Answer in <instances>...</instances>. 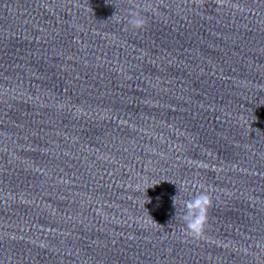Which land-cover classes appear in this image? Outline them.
<instances>
[{
	"label": "water",
	"instance_id": "95a60500",
	"mask_svg": "<svg viewBox=\"0 0 264 264\" xmlns=\"http://www.w3.org/2000/svg\"><path fill=\"white\" fill-rule=\"evenodd\" d=\"M202 190L212 204L194 237L183 202ZM0 264H264V141L0 73Z\"/></svg>",
	"mask_w": 264,
	"mask_h": 264
},
{
	"label": "clouds",
	"instance_id": "9594fccd",
	"mask_svg": "<svg viewBox=\"0 0 264 264\" xmlns=\"http://www.w3.org/2000/svg\"><path fill=\"white\" fill-rule=\"evenodd\" d=\"M127 23L131 28L141 30L145 27L146 20L138 12H133L130 13ZM172 200L176 209V196L172 197ZM211 204L212 198L207 190H202L183 202L184 213L181 219L188 235L196 237L202 234L207 224V213Z\"/></svg>",
	"mask_w": 264,
	"mask_h": 264
}]
</instances>
